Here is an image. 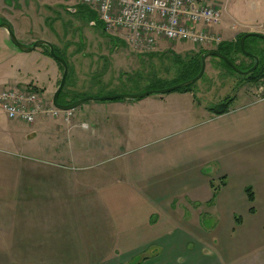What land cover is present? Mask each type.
<instances>
[{
	"label": "crops",
	"instance_id": "obj_1",
	"mask_svg": "<svg viewBox=\"0 0 264 264\" xmlns=\"http://www.w3.org/2000/svg\"><path fill=\"white\" fill-rule=\"evenodd\" d=\"M77 85L71 100L93 99L70 122L0 112V264H127L150 248L143 264H194L204 209L238 263L264 262V97L214 115L193 90L105 101Z\"/></svg>",
	"mask_w": 264,
	"mask_h": 264
},
{
	"label": "rangeland",
	"instance_id": "obj_2",
	"mask_svg": "<svg viewBox=\"0 0 264 264\" xmlns=\"http://www.w3.org/2000/svg\"><path fill=\"white\" fill-rule=\"evenodd\" d=\"M209 1L219 11V20L210 30L219 38L217 44L193 45L160 40L146 51H137L126 41L124 32L107 29L101 25L92 8L80 5L76 0H0V24H9L15 36L24 44L31 43V46L36 41L46 40L58 50L68 66V80L61 91L66 99L71 100L80 82L92 85L89 90L84 88L85 93L92 91L105 96L112 93L134 94L152 86L161 90L174 82L183 81L186 75L182 74L188 71V65L201 53L216 51L221 43L235 47L241 36H235L239 29L254 27L264 30V0ZM221 25L228 26L233 35L218 34L215 29ZM5 34L6 31L0 28V89L31 86L52 102L63 75L59 63L51 56L41 54V51L46 52L45 46H39L28 54H16L14 51H18L17 48ZM246 34L250 33L242 35ZM257 45V49H264V42L259 41ZM232 57L236 65L248 66L252 63L250 58L238 52ZM32 79L34 83L30 82ZM192 90L200 93L202 101L212 112V109L228 100L232 109L264 97V82L251 84L245 76L225 68L220 58L211 56L206 59L204 75ZM160 95L166 94L151 96ZM76 109L79 111L81 108L78 106ZM76 117L82 119L83 115L78 112ZM50 120L53 119H38L43 122ZM203 213L202 230L212 235L201 239L204 245L197 242L189 244L188 252L195 255L194 264H218L215 259L221 257L237 264L234 235L229 239L225 236V239L222 238L221 228L215 233L219 223H223L220 214L212 209H204ZM9 220L8 216L5 221ZM157 251L150 248L127 264H143ZM201 255L206 260H201ZM260 261L257 264H264Z\"/></svg>",
	"mask_w": 264,
	"mask_h": 264
},
{
	"label": "built area",
	"instance_id": "obj_3",
	"mask_svg": "<svg viewBox=\"0 0 264 264\" xmlns=\"http://www.w3.org/2000/svg\"><path fill=\"white\" fill-rule=\"evenodd\" d=\"M92 8L107 29L125 33L129 45L146 51L160 40L206 45L219 42L210 30L219 11L209 0H76ZM0 112L10 121L33 126L39 118L71 120L75 110H60L31 86L0 89Z\"/></svg>",
	"mask_w": 264,
	"mask_h": 264
},
{
	"label": "water",
	"instance_id": "obj_4",
	"mask_svg": "<svg viewBox=\"0 0 264 264\" xmlns=\"http://www.w3.org/2000/svg\"><path fill=\"white\" fill-rule=\"evenodd\" d=\"M0 28H3L8 32V35H9V38H10L12 44L19 51L29 53V52L34 51L39 46H43V45L47 46L49 48L51 57L63 66L64 71H63L61 83H60V85H59V87H58V89L55 92V95L53 97V105L56 108L61 109V110H70V109L77 108L78 106L82 105L83 103L87 102L88 100L93 99L92 97H85V98L79 99V100L75 101L74 103H71L68 105H62V104L58 103L59 95L65 86L66 78L68 75V66L66 64V61L62 57L58 56L55 53L53 45L51 43H49L48 41L39 40V41H36L35 43H33L31 46H26V45L22 44L17 39V37L15 36V34L12 31L9 24L2 23V24H0ZM249 37H257L259 39L264 40V35H261V34L250 33V34L244 35L241 38L240 45H241V49H242L243 53L247 56H251V54L245 50L244 44H245L246 39ZM211 56L218 57L221 60H224L238 74L248 75V74L254 72L259 66V59L257 57H255L254 66L251 69H249L248 71H242L238 68V66L236 64L232 63L223 54L216 52V51H209L207 54L202 55L201 70H200L199 74L196 77H194L193 79H190L188 81H185V82H182V83H179V84H176V85H173V86L161 89V90H149V91H145V92L139 93V94H120V95L103 96V97L99 98V100L111 101V100H117V99H121V98L122 99H132V100L133 99H142V98H145V97H148L151 95H155V94H169V93L175 92L181 88L191 86V85L195 84L197 81H199L201 79V77L204 75V72L206 69V59L208 57H211Z\"/></svg>",
	"mask_w": 264,
	"mask_h": 264
},
{
	"label": "trees",
	"instance_id": "obj_5",
	"mask_svg": "<svg viewBox=\"0 0 264 264\" xmlns=\"http://www.w3.org/2000/svg\"><path fill=\"white\" fill-rule=\"evenodd\" d=\"M76 11H78V10L76 9ZM100 23H101V25L105 26L101 21H100ZM243 36L244 35H241L239 37V40L237 41L235 47H233V45H231L229 43L228 44L227 43H221L216 51L221 53V54H223L232 63L236 64L235 63V59L232 57V54H237V52H238V53H241V54L245 55L243 53V51L241 49V45H240V41H241V38ZM259 41L264 42V40L259 39L257 37H249V38L246 39L244 47H245V50L248 53L251 54V56H247V55H245V56L250 58L252 63L250 65H248V66L237 65L240 70L248 71L249 69H251L254 66L255 57H257L259 59V66L254 72H252V73H250L248 75L240 74V75L245 76V79L249 83L254 84V85H260L262 82H264V49H257V46H258L257 43ZM45 47L47 48V50H46L47 54L49 56H51L49 48L47 46H45ZM54 51H55V53L58 56H60V53L58 52V50L55 47H54ZM207 53L208 52L201 53V55L199 56L198 59H196L195 61H192L191 64L188 65V71L182 74V75H186V78H183V81L174 82L173 84L169 85V87L173 86V85H176V84H179V83H182V82H184L186 80L188 81L189 79H193L194 77H196L199 74L200 70H201L202 55H205ZM221 61H222V63H223L225 68H227L229 71H231L233 73H237L224 60H221ZM66 64H67V62H66ZM59 65L61 66V68L64 71L63 66L60 63H59ZM67 80H68V76L66 78V81ZM193 86H194V84L191 85V86H188V87L181 88V89H179V90H177L175 92H189V91H192ZM149 90H156V89L152 86L151 88L146 89V90L142 91L141 93H143L145 91H149ZM134 94H139V92L134 93ZM111 95H120V94L119 93H112ZM111 95H109V96H111ZM102 96H104V94L97 95V97H95V98H97L99 100V98H101ZM78 99L79 98L67 101V99L63 96V92H61V94L59 95V98H58V103H60L62 105L63 104H71V103H74L75 101H77ZM230 104H231V101L228 100V101L220 104L218 107L212 109V113H214L215 115H222V114L228 113L231 110L230 109ZM214 189H215V192H216L217 188H214ZM247 193H248L249 199L252 201L253 200V195L251 194V192L249 190L247 191Z\"/></svg>",
	"mask_w": 264,
	"mask_h": 264
}]
</instances>
